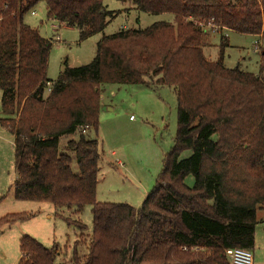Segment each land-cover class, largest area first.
<instances>
[{
  "label": "trees",
  "instance_id": "trees-1",
  "mask_svg": "<svg viewBox=\"0 0 264 264\" xmlns=\"http://www.w3.org/2000/svg\"><path fill=\"white\" fill-rule=\"evenodd\" d=\"M118 1L170 13L173 22L103 35L91 62L51 81L53 40L24 15L43 2L49 20L77 29L83 41L116 11L104 0H0V106L13 136V196L50 203L56 217L80 230L71 257L59 262L65 246L22 236L18 264H229L227 249H253L264 209V77L226 68L223 57L228 31L264 35V0ZM210 33L220 35L214 61L203 52ZM102 83L175 92L173 145L139 207L96 200L101 153L87 134L97 133ZM65 136L72 137L60 143ZM85 206L89 234L70 218ZM33 215L6 214L0 227Z\"/></svg>",
  "mask_w": 264,
  "mask_h": 264
},
{
  "label": "rangeland",
  "instance_id": "rangeland-1",
  "mask_svg": "<svg viewBox=\"0 0 264 264\" xmlns=\"http://www.w3.org/2000/svg\"><path fill=\"white\" fill-rule=\"evenodd\" d=\"M104 5L108 10L116 11V15L108 19L101 32L83 41L79 40L77 29L49 20L43 2L31 9L35 11V15L30 14L31 10L24 15L23 21L26 24L36 28L43 37L53 40L48 55L49 80L55 81L66 67L73 68L91 62L96 42L103 35L112 34L122 27L144 29L154 22H173L174 18L170 13L152 14L138 11L132 2L104 0ZM227 36L229 46L225 49L224 66L230 69L238 67L242 71L261 74L264 77V38L258 39L233 31L227 32ZM208 39L211 46L204 47L203 52L207 59L214 61L218 57L220 35L210 33ZM257 40L260 42V50ZM99 91L97 133L87 134L89 139L97 138L101 153L96 200L139 207L155 184L164 155L173 145L176 131L174 89L167 86L102 83ZM72 136L78 137L76 134ZM69 137H62L60 143H65ZM12 142L9 131H0V197L3 199L0 212L1 215L7 212H26L34 215L19 222L20 224H11L9 229L5 226L0 230V264L17 262L20 254L18 239L14 241L13 237H9L12 233L31 236L45 247H50L56 242L62 248L68 243L64 250L60 248L62 255L57 262L67 260L71 257L73 241L78 238L80 230L74 224L68 225L62 218L55 217L54 207L48 202L21 201L14 198L11 188L15 174ZM118 161L121 163H117ZM192 182L190 177L188 183ZM69 215L66 213V216ZM70 218L79 219L85 226V234L91 232L92 216L89 206H85L78 215H71ZM257 219L255 258L262 261L259 264H264V209L257 211ZM79 250L81 254L85 253L83 247H79Z\"/></svg>",
  "mask_w": 264,
  "mask_h": 264
},
{
  "label": "crops",
  "instance_id": "crops-1",
  "mask_svg": "<svg viewBox=\"0 0 264 264\" xmlns=\"http://www.w3.org/2000/svg\"><path fill=\"white\" fill-rule=\"evenodd\" d=\"M160 14H166V13H160ZM168 14V13H167ZM174 17V16H173ZM174 19V18H173ZM65 26V25H64ZM123 28V27H122ZM125 29V28H124ZM228 32H230V31H228ZM218 34V33H217ZM251 36H253V37H255V38H258V39H262V38H264V35L263 34H258V35H251ZM228 37V36H227ZM208 42L210 43V41H209V39H208ZM259 43L260 42H258V40H257V46L259 47V50H260V45H259ZM210 46H211V44H210ZM105 109V108H104ZM3 118H6V116L1 112V110H0V131H2V130H7V127L3 124L4 122L3 121H1V119H3ZM129 119H131V117H129ZM8 131V130H7ZM10 133V132H9ZM72 136H70L69 138H71ZM12 141H13V136H12ZM12 145H13V142H12ZM117 163H121L120 161H118ZM14 180H15V174H14V177H13V179H12V181H11V185L13 184V182H14ZM190 185V184H189ZM3 199H2V196L0 197V203H1V201H2ZM10 213H12V212H10ZM6 214H9L8 212L6 213ZM6 214H3V215H1V212H0V218L2 217V216H4V215H6ZM53 215L55 216V214L53 213ZM49 216V215H48ZM56 217V216H55ZM57 218H59V217H57ZM14 223H17V222H14ZM14 223H8V224H5V225H2L1 227H0V230L2 229V228H4L5 226H6V228H11L10 227V225L11 224H14ZM19 223V222H18ZM20 224V223H19ZM8 226V227H7ZM78 236V235H77ZM9 237H13V240L15 241V239H18V246H19V240H20V238L22 237L20 234H15V233H12L11 235H9ZM18 237V238H17ZM69 240V238L67 239V241ZM75 241V240H74ZM73 241V242H74ZM54 243H56V242H54ZM53 243V244H54ZM64 246H68V243L67 244H65ZM63 246V247H64ZM62 247V248H63ZM251 251H253V264H259V262H262L261 260H258V258H255L256 257V253H255V251H254V247H253V249L251 250ZM250 251V252H251ZM20 257H21V254H19V256L17 257V262H15L16 264H18V261H19V259H20ZM59 259V258H58ZM263 263H264V261H263Z\"/></svg>",
  "mask_w": 264,
  "mask_h": 264
},
{
  "label": "built area",
  "instance_id": "built-area-1",
  "mask_svg": "<svg viewBox=\"0 0 264 264\" xmlns=\"http://www.w3.org/2000/svg\"><path fill=\"white\" fill-rule=\"evenodd\" d=\"M31 15H35V11H30ZM58 39V37H56ZM257 43V42H256ZM51 83H47V90H50ZM229 258V264H253L252 253L241 248H229L226 250Z\"/></svg>",
  "mask_w": 264,
  "mask_h": 264
}]
</instances>
